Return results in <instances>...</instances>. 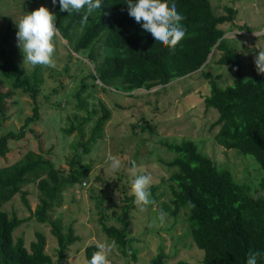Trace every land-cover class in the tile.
Returning a JSON list of instances; mask_svg holds the SVG:
<instances>
[{
    "label": "trees",
    "instance_id": "obj_1",
    "mask_svg": "<svg viewBox=\"0 0 264 264\" xmlns=\"http://www.w3.org/2000/svg\"><path fill=\"white\" fill-rule=\"evenodd\" d=\"M168 3L176 4L178 13L184 17L181 23L186 29L184 39L175 50L157 44L151 34L142 28V22L137 23L128 15L126 0H102L101 8L89 17L85 26H81L83 13L70 15L67 11L61 12L59 3L53 5L52 0L46 7L55 15L58 32L72 50H87L94 67L88 76L95 80L92 84L100 81L102 89L111 86L131 92L138 88L164 85L201 68L209 62L208 58L214 50H219L215 61L228 67L232 82L219 85V74L204 72L209 81L204 104L218 112L211 124L219 125L215 139L226 148H238L256 159L263 171L261 187L264 189V76L257 73L254 62L251 76L245 75L242 53L226 41V30L220 25L225 21L237 24L234 20L237 8L225 5V12L217 14L210 0H168ZM237 27L241 29L244 25L238 23ZM6 40L5 36L0 40V119L6 118L7 99L15 89L28 93L33 106L20 129L0 132L1 156L8 152L9 141L22 138L28 127L31 129L30 123L39 118L37 94L42 80L37 77V68L31 74L24 72L14 60ZM97 42L102 47L99 60ZM5 82H9L10 87H5ZM84 87L82 83L76 91L78 98ZM79 104L83 105V100L80 99ZM100 110L89 139L73 145L76 151L80 147L87 151L88 142L93 143L96 133L103 129L111 109L100 101ZM162 143L175 154L166 162L175 169L169 175L171 197L165 208L173 216L180 211L186 213L194 243L203 250L202 263L246 264L248 253L252 252L261 253L257 264H264V195L252 194L250 184L238 181L230 170L218 166L209 155L200 151L193 139L165 140ZM70 165L67 174H63V168L54 166L41 151L33 149L27 150L12 163L0 165V264H48L53 261L52 255L46 251L44 232L35 230V238L30 241L29 247L25 246L23 236L14 239L12 232L26 218L18 216L15 211L9 214L2 209L3 202L17 192L23 203L30 207L28 191L23 185L33 179L40 196L31 213L37 221L51 224L58 260L65 258L69 244L77 240L78 235L71 224L64 227L60 218H50L49 211L60 203L64 189L87 176L88 166H76L73 158ZM125 200L117 216L121 226L107 224L103 214L99 217V224L124 254L132 249L131 255L135 258L128 220L134 197L127 195ZM98 203H102L101 198ZM96 245L89 243L84 247L87 261L97 250ZM163 257L164 252L159 251L149 264H162ZM174 264L189 262L179 260Z\"/></svg>",
    "mask_w": 264,
    "mask_h": 264
},
{
    "label": "rangeland",
    "instance_id": "obj_2",
    "mask_svg": "<svg viewBox=\"0 0 264 264\" xmlns=\"http://www.w3.org/2000/svg\"><path fill=\"white\" fill-rule=\"evenodd\" d=\"M210 3L217 14L225 12V5L237 8L234 20L244 27L240 29L229 21L220 25L226 30V41L242 53L245 75L251 76V66L259 51L257 47L264 48V0H210ZM47 5H50V0H0V40L3 36L7 38L8 48L20 67L23 54L17 45L15 21ZM55 46V68L22 67L27 74L37 68V77L42 79L37 94L40 115L30 123L31 129L28 127L22 138L9 141L8 152L0 155V165L12 163L33 149L41 151L54 166L63 168V174L70 170L71 158L78 167L88 166L87 176L64 189L60 203L49 211L50 218H60L64 227L71 224L78 239L69 244L65 258L59 261L51 224L37 221L31 213L40 196L35 179L23 185L28 191L30 207L23 203L18 192L2 204V209L9 214L15 211L18 216L26 218L14 228V239L23 236L25 246L29 247L35 238V230H40L46 235V251L53 259L48 264H68L69 255L72 264H87L84 254L87 244L113 242L99 224L101 214L107 224L121 226L117 216L130 192L134 178L132 162L135 161L136 174L143 172L153 178L154 189L150 191L154 204L149 205L145 212H140L135 205L129 209V234L133 237L131 246L136 250L135 258L131 255L132 249L124 254L115 243L108 256L111 264H149L159 251L164 252L162 264H174L179 260L203 264V250L194 243L186 213L180 211L173 216L165 208L171 197L169 175L175 169L166 162L175 154L162 142L193 139L200 151L209 155L218 166L230 170L238 181L250 184L252 194L264 195L261 187L263 171L259 163L249 153L217 143L215 132L219 125L211 124L218 112L204 104V95L209 92V81L204 72L219 74V85L232 82L228 67L215 61L220 51L214 50L209 62L201 68L164 85L125 92L111 86L102 89L98 80L97 84H92L95 80L88 74L94 67L87 50L73 51L59 32ZM96 47L99 60L102 47L99 42ZM82 83L85 87L78 98L76 91ZM4 86L10 87L9 82ZM80 99L83 105L79 104ZM100 101L111 109L110 117L103 124V129L96 133L95 141L88 142L89 149L83 151L80 147L76 151L73 145L87 141L91 135L96 117L101 114ZM32 106L29 94L20 88L15 89L7 99L6 118L0 119V132L20 129L25 117L31 114ZM71 126L73 129L67 131ZM108 153L121 159L119 170L113 171L105 164ZM99 198L102 199L100 204ZM161 212L166 214V220L163 226H158Z\"/></svg>",
    "mask_w": 264,
    "mask_h": 264
},
{
    "label": "clouds",
    "instance_id": "obj_3",
    "mask_svg": "<svg viewBox=\"0 0 264 264\" xmlns=\"http://www.w3.org/2000/svg\"><path fill=\"white\" fill-rule=\"evenodd\" d=\"M60 5V11L70 13H83L81 26L88 23L89 17L102 6V0H52L53 5ZM128 15L137 23L142 22V28L151 34L157 44L175 50L177 45L184 39L186 29L182 25L184 17L178 13L175 3L169 5L168 0H126ZM55 15L47 7H40L29 14L24 15L15 21L18 29L16 33L17 45L23 54L22 67H56L54 59L56 46L55 37L58 29L55 24ZM259 36L258 33H254ZM257 47V46H256ZM254 64L259 75L264 76V48L257 47ZM105 164L113 171L119 170L122 161L119 157L108 153ZM134 178L131 180L129 195L134 197L133 203L140 212H145L149 205H153L150 188L153 178L150 174L141 172L135 173L136 164L132 162ZM159 225L163 226L166 214L161 212L158 215ZM155 224V221H153ZM115 247L111 244L97 243V250L92 253L87 264H111L109 254ZM261 253H248L246 264H257V257ZM68 264H72V257L69 255Z\"/></svg>",
    "mask_w": 264,
    "mask_h": 264
}]
</instances>
